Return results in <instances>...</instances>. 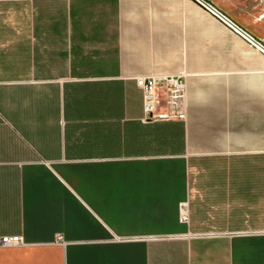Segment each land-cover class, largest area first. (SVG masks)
Returning <instances> with one entry per match:
<instances>
[{
	"label": "crops",
	"instance_id": "0c3cea01",
	"mask_svg": "<svg viewBox=\"0 0 264 264\" xmlns=\"http://www.w3.org/2000/svg\"><path fill=\"white\" fill-rule=\"evenodd\" d=\"M151 75L184 121H142ZM16 235L0 264H264V0H0Z\"/></svg>",
	"mask_w": 264,
	"mask_h": 264
},
{
	"label": "built area",
	"instance_id": "2783aa9c",
	"mask_svg": "<svg viewBox=\"0 0 264 264\" xmlns=\"http://www.w3.org/2000/svg\"><path fill=\"white\" fill-rule=\"evenodd\" d=\"M134 80L143 95V122L184 121L186 117V81L184 76H137ZM187 219L188 212L184 208L180 212L179 221L186 223ZM19 244H22V239L17 235L0 237L1 246Z\"/></svg>",
	"mask_w": 264,
	"mask_h": 264
},
{
	"label": "water",
	"instance_id": "95a60500",
	"mask_svg": "<svg viewBox=\"0 0 264 264\" xmlns=\"http://www.w3.org/2000/svg\"><path fill=\"white\" fill-rule=\"evenodd\" d=\"M206 2V0H204Z\"/></svg>",
	"mask_w": 264,
	"mask_h": 264
}]
</instances>
